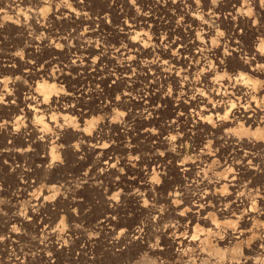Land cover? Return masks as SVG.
I'll return each instance as SVG.
<instances>
[{
  "label": "rangeland",
  "instance_id": "obj_1",
  "mask_svg": "<svg viewBox=\"0 0 264 264\" xmlns=\"http://www.w3.org/2000/svg\"><path fill=\"white\" fill-rule=\"evenodd\" d=\"M174 1L0 0V264H264V0Z\"/></svg>",
  "mask_w": 264,
  "mask_h": 264
},
{
  "label": "bare ground",
  "instance_id": "obj_2",
  "mask_svg": "<svg viewBox=\"0 0 264 264\" xmlns=\"http://www.w3.org/2000/svg\"><path fill=\"white\" fill-rule=\"evenodd\" d=\"M124 1V0H123ZM177 1L178 0H175L174 2H166V5L167 6H169V7H172V8H176L177 7V5H178V3H177ZM181 11V10H180ZM184 13V12H183ZM181 14L180 13V16H181V18L182 19H184L186 22H189V21H191L192 20V18H191V16H188V15H186V14ZM179 14V13H178ZM178 14H177V16H178ZM80 19V18H79ZM236 33V32H235ZM131 34V33H130ZM136 34H137V32H136ZM237 35V34H236ZM235 35V36H236ZM136 37V36H135ZM234 38V37H233ZM131 40V39H130ZM129 42V44H128V49H124L122 52H121V56H124L125 57V60H126V62L125 63H127L125 66H123V68H124V71H122V74H126V73H129V72H127V69L128 68H130V65H129V60H131L132 59V57H133V55H142L143 53H146L147 51V49H146V47L144 46V45H138V44H136V43H134V41H132V42H130V41H128ZM139 43V42H138ZM177 42L176 41H174V40H169L168 41V45H169V47L170 48H172V46H174L175 44H176ZM178 44V43H177ZM176 44V45H177ZM179 45V44H178ZM232 45H233V47L234 48H232V51H233V53L231 54V55H234V53H235V51L237 50V48L239 47V44H238V42H234V43H232ZM234 45H237L238 47H236V46H234ZM186 47H188V46H181V45H179V46H177L176 48V50H175V52L174 53H177V55H181V54H183V53H185L186 52ZM189 48V47H188ZM167 54H168V52H166ZM186 54V53H185ZM188 54V53H187ZM172 55L174 56V54H173V52H172ZM224 55V54H223ZM187 56V55H186ZM136 57V56H135ZM225 57V56H224ZM123 59V58H122ZM185 60V59H184ZM131 62V61H130ZM242 65H244V64H242ZM254 66V65H253ZM249 67L251 70L250 71H257L258 70V66H254V67ZM119 70V69H118ZM161 72V71H160ZM165 72V71H164ZM121 74V73H120ZM170 75V74H169ZM119 76V75H118ZM122 76V78H124L125 79V77H126V75H121ZM54 79V78H53ZM127 79H129V78H127ZM121 80H123V79H121ZM2 82L0 81V84H1ZM38 84V83H37ZM37 90L39 91V93L40 94H44L45 96H50L51 95V91L53 90V87L52 86H49V85H47V84H45V83H41V84H39L38 85V87H37ZM144 93V92H143ZM202 95V94H201ZM201 95H195V97H193V100H192V104H194V105H196V107L198 106V107H200V110L203 112L201 115L203 116L204 115V113H207V115L208 116H206L205 118H209V117H211V116H214V117H216V118H219L220 117V115H219V112H220V110H221V108L219 107V106H217L216 104L214 105H210L209 103H206L205 101H204V98H203V96H201ZM223 104H225L227 107V109H228V111H226V114L228 113V115L230 116H232V117H235V116H238L239 118H241V119H245V121L247 122V123H252V122H254L255 120H256V116H255V114H254V112L253 111H248V110H246V107H243V106H241L240 105V103L239 104H234V102L232 101V100H229V102L227 101L226 103H223ZM202 106V107H201ZM31 108V107H30ZM32 109V108H31ZM30 109V110H31ZM197 115H199L200 113L199 112H197L196 113ZM195 115V114H194ZM197 118V117H196ZM194 120V119H193ZM176 123H177V121H175V120H172V121H170V124H169V126L171 127V128H174L175 126H176ZM255 123V122H254ZM175 125V126H174ZM250 160V159H249ZM244 165H246V163L244 164ZM220 179V178H219ZM209 181V180H208ZM217 181V180H216ZM221 181V180H220ZM230 181H234V178H231L230 179ZM202 183V182H201ZM206 184V183H205ZM198 186V185H197ZM203 187V186H202ZM206 196V195H205ZM204 196V197H205ZM197 198V197H196ZM190 201H192V200H190ZM221 201H223V200H218V203L219 202H221ZM244 201V200H243ZM193 202L194 203H192V205L190 206L191 207V210L190 211H188V214H189V217L188 218H190V219H192V220H196V219H198V218H200V215H202V216H204V217H201L200 219H201V221H203L204 223H207V219L209 218L208 216H209V209H208V206H206L205 205V200H193ZM215 202H217V201H215ZM242 201L241 200H235L234 202H232V205H233V207L235 208V209H239V205H240V203H241ZM244 202H246V201H244ZM243 202V203H244ZM237 203H239V205L237 204ZM220 205H221V203H220ZM242 205V204H241ZM171 206H173V205H171ZM219 206V205H218ZM222 206V205H221ZM245 206V205H244ZM220 207V206H219ZM174 211L176 212V211H179V209L178 208H174ZM181 212V211H180ZM238 212V214H241V216L242 215H246V217H250V214H251V212H250V210H249V212L250 213H246L245 212V210H242L241 211V209H240V211H237ZM217 213V215H219L220 217H226V216H228V212H227V209L225 208V207H223V208H219L218 209V211L216 212ZM180 216H182V213H178ZM177 214V215H178ZM241 216H239V217H241ZM246 219V218H245ZM246 222H248V220H246ZM209 225H211L212 226V230L214 229H216V227H217V225L215 224V223H211V224H209ZM247 223H245L244 221H243V223H242V228L238 231V232H233V233H229V235H228V241L230 240V242H235V241H242V238L243 237H245L247 234H249V232L250 231H247L246 230V228H247ZM180 229V228H179ZM134 234L133 235H138L139 234V231L137 230V231H135V230H133L132 231ZM139 236V235H138ZM180 238H182V237H180ZM184 238V237H183ZM182 238V240L180 241V242H176V244L177 245H179L180 243H183V244H188V245H191V243L193 244V238H190L188 241H186L185 240V238L183 239ZM135 239V238H134ZM180 240V239H179ZM171 241H172V243H174L175 241H178V237L177 236H174L172 239H171ZM182 244V245H183ZM244 264V263H243Z\"/></svg>",
  "mask_w": 264,
  "mask_h": 264
}]
</instances>
